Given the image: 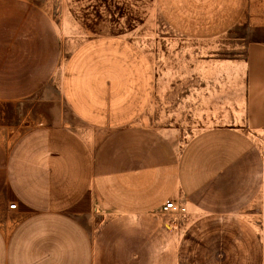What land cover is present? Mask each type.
<instances>
[{
    "label": "crops",
    "instance_id": "0c3cea01",
    "mask_svg": "<svg viewBox=\"0 0 264 264\" xmlns=\"http://www.w3.org/2000/svg\"><path fill=\"white\" fill-rule=\"evenodd\" d=\"M207 2L228 29L252 22L263 38L246 45L244 130L210 127L180 147L127 120L153 100L154 65L109 27L83 29L98 38L66 64L73 121L25 127L24 102L50 81L62 43L36 0H0V264H97L90 230L103 214L122 219L101 221L100 264H264V241L236 228L264 195V154L248 134L264 132V0ZM169 199L202 222L165 253L168 239L151 228Z\"/></svg>",
    "mask_w": 264,
    "mask_h": 264
},
{
    "label": "rangeland",
    "instance_id": "374dc122",
    "mask_svg": "<svg viewBox=\"0 0 264 264\" xmlns=\"http://www.w3.org/2000/svg\"><path fill=\"white\" fill-rule=\"evenodd\" d=\"M36 1L58 31L62 44L50 81L30 101L24 102L26 111L32 108L29 116L32 120L22 116V120H26L25 127L42 119L47 124L61 119L73 121L61 89L66 64L81 44L98 38L85 34L83 29L109 27L112 34L128 33L111 35V38L136 45L147 65L150 60L154 65L153 100L138 115L127 117L128 121L153 128L180 147L210 127L244 130L246 45L263 38L253 32L252 22L241 21L228 29L230 24L221 19L214 4L207 2L211 0ZM25 127H18L16 136ZM248 134L264 154V132ZM189 211L190 216L185 221L160 212L154 217L156 223H153L152 232L155 229L163 232L169 241L157 246L159 252L177 251L182 237L194 231L199 233L195 225L202 222L201 216L191 207ZM238 217L236 224L245 225L236 227L240 235L249 231L264 241V195ZM120 218L107 214L96 218V227L90 231L95 241L97 264L101 263L103 251L104 224L102 226L101 221L106 225L108 221L113 223ZM151 229L145 228L146 231Z\"/></svg>",
    "mask_w": 264,
    "mask_h": 264
},
{
    "label": "built area",
    "instance_id": "2783aa9c",
    "mask_svg": "<svg viewBox=\"0 0 264 264\" xmlns=\"http://www.w3.org/2000/svg\"><path fill=\"white\" fill-rule=\"evenodd\" d=\"M264 151V148H263ZM16 203L11 204L10 208L15 209ZM160 213L163 215L178 218L180 221H185L190 216L188 203L183 199H169L160 209Z\"/></svg>",
    "mask_w": 264,
    "mask_h": 264
}]
</instances>
